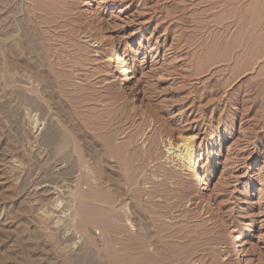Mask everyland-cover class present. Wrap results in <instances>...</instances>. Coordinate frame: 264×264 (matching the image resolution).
Here are the masks:
<instances>
[{"label":"rangeland","instance_id":"obj_1","mask_svg":"<svg viewBox=\"0 0 264 264\" xmlns=\"http://www.w3.org/2000/svg\"><path fill=\"white\" fill-rule=\"evenodd\" d=\"M262 189L264 0H0V264H264Z\"/></svg>","mask_w":264,"mask_h":264},{"label":"bare ground","instance_id":"obj_2","mask_svg":"<svg viewBox=\"0 0 264 264\" xmlns=\"http://www.w3.org/2000/svg\"><path fill=\"white\" fill-rule=\"evenodd\" d=\"M103 3V2H102ZM100 4V3H99ZM100 6V5H99ZM103 6V5H101ZM100 6V7H101ZM151 38H152V34H151ZM158 39V38H157ZM155 43L158 44V40H155ZM154 43L155 46H157L156 44ZM158 49V48H157ZM139 53V52H138ZM228 149V148H227ZM176 151L178 152V159L180 160V162H182L183 164H186L187 167H191V166H195L196 163H194V159L192 157V148L190 150V147L188 144L184 143L183 145H180L177 147ZM194 154V153H193ZM262 192H264V189L261 190ZM263 194V193H262ZM241 238V237H240ZM240 238L238 240H240ZM242 240V238H241ZM242 242V241H241ZM240 242V243H241ZM244 246V244H243ZM241 246L243 249L245 247ZM112 256V255H111Z\"/></svg>","mask_w":264,"mask_h":264}]
</instances>
